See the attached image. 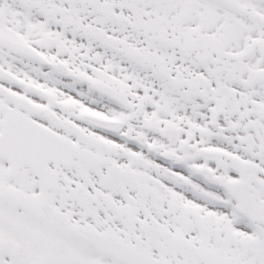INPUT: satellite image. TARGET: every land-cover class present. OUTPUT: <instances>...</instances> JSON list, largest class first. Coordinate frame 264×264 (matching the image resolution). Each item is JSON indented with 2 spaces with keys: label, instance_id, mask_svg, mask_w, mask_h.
Instances as JSON below:
<instances>
[{
  "label": "snow or ice",
  "instance_id": "snow-or-ice-1",
  "mask_svg": "<svg viewBox=\"0 0 264 264\" xmlns=\"http://www.w3.org/2000/svg\"><path fill=\"white\" fill-rule=\"evenodd\" d=\"M0 264H264V0H0Z\"/></svg>",
  "mask_w": 264,
  "mask_h": 264
}]
</instances>
